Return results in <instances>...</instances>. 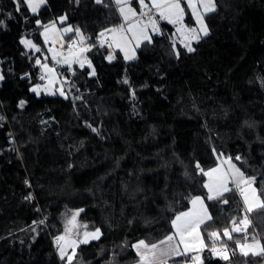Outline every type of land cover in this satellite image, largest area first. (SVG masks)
<instances>
[{"label": "trees", "instance_id": "1", "mask_svg": "<svg viewBox=\"0 0 264 264\" xmlns=\"http://www.w3.org/2000/svg\"><path fill=\"white\" fill-rule=\"evenodd\" d=\"M215 1L210 33L193 52L175 45V27L164 22L129 61L119 50L109 59L100 39L122 22L113 0H47L37 13L24 0H0V264H67L55 238L69 211L87 226L80 233L102 230L72 264H137L133 245L172 235V220L197 196L212 214L202 226L203 264H264L237 246L245 235L264 244V207L246 213L234 186L208 200L200 171L231 158L264 199V0ZM61 16L90 38L95 75L76 66L66 95L39 96L42 31ZM244 215L247 234L224 237ZM212 231L221 234L215 244ZM223 246L227 260L210 251ZM183 262L191 260H174Z\"/></svg>", "mask_w": 264, "mask_h": 264}, {"label": "snow or ice", "instance_id": "2", "mask_svg": "<svg viewBox=\"0 0 264 264\" xmlns=\"http://www.w3.org/2000/svg\"><path fill=\"white\" fill-rule=\"evenodd\" d=\"M24 2L26 3L27 7L30 8L31 12L37 13L40 6L44 5L47 0H24ZM95 2L97 4H101L103 3V0H95ZM137 3L142 9L139 15L147 16L148 23L151 24L152 32H159L156 21L152 16L149 15V13L153 9H155L159 14L160 19L167 20L171 24H180L181 27L177 28V31L181 32V34L184 35L185 26L183 25V19L185 10L181 5V0H149L148 3H145V0H137ZM115 4L117 6H120L119 12L123 16L127 27H125V25H119L116 28L106 29L105 31L111 32L113 34L117 32L121 34L125 32L132 33V39L136 40V46L138 47L140 43V37L137 36L135 29L137 26H139L142 38L144 40L150 41L151 37L145 31V29L147 28L146 24L140 25L138 20L135 24L129 22L133 17H136L138 15L135 8L130 6L131 0H115ZM186 4L187 7L192 10V14L196 17L197 22L200 24V31H202L204 35H207L208 32L206 25H204L203 14H201V12L198 10L196 0H186ZM199 4L202 5L204 14L213 12L216 9L214 0H199ZM17 11H19V8H17ZM66 19V16H61L59 18L60 23H63ZM0 23H2V21H0ZM36 23L40 24V21L37 20ZM44 27L46 34L45 40H47L49 27L47 25H45ZM51 30L59 31L56 28L55 23L51 25ZM63 31L72 32L74 30L72 27H67L63 29ZM75 31L78 32L79 29H76ZM187 31L191 33L192 39H199V36L196 34L195 29H187ZM99 35L103 37L104 32H101ZM123 38L125 39V42H130L127 37ZM84 39L85 38L83 37V34H81V43H83ZM113 42L117 44V47H121L120 43L116 41L115 35L113 36ZM21 43L26 45L27 47L35 48L36 51H40V49L37 48L36 45H34L30 40H22ZM108 46L111 47V44H109ZM193 50L194 49H192L191 47H188V51L191 52ZM83 51H87V49H81V52ZM70 55H72V53H70ZM108 58L112 59L111 56H109ZM133 58L134 54L133 56H129L127 53H125V59ZM52 59L56 60V53L53 54ZM56 62L60 63L59 60H56ZM71 62L72 61L68 58H65L64 60V63L66 64H70ZM76 62L79 63L81 67L84 66V63L79 58L76 59ZM37 63H40V61L38 60ZM42 67H44L47 72L53 73L54 75V69L49 68L47 64L42 65ZM41 79H44V77H41ZM32 90L34 92L37 91V89L35 88ZM60 94L64 95L63 92H61ZM21 106H23V102H21ZM235 159L240 160L241 158L237 156ZM230 161L231 158H229V166L232 169L231 182L235 185V188L239 190L240 195L243 198L246 213L252 212L254 206L264 207V199L261 198L260 192L254 186L256 183V177L246 176L245 173L241 171V169L237 168L234 164H231ZM197 168H199V165H197ZM200 171L203 175L209 177V183L204 185V187L208 190V200L219 199L224 196V193L232 191V189L227 186L229 183V177L227 176V174H221L215 177L213 176V173H217L220 171L218 168L210 169L207 172H205L203 169H200ZM261 187L264 188V181H262ZM191 203L194 208L199 204V211L184 212L177 215L171 222L173 228L175 229V232L172 235H167L165 239L161 240L159 243L149 244L144 240H140L138 243L133 245V247L136 249L137 255L139 256L138 264H165L166 258L179 256H187L188 259L191 260L192 264H203L198 253L201 249L207 247V245L204 244V240L199 229L201 225H204L206 224V222L211 221L212 216L209 214L207 207L204 204V200L201 197H195L191 201ZM223 203H228L227 199H224ZM78 215L79 211L74 213L69 219L68 227L66 228L67 232H71L73 228L77 227L76 219ZM41 223H43V221H41ZM250 224L251 221L248 219V215H244L240 219L239 224H237L236 221L232 222L233 226L231 231L229 229H224L223 236L231 240L233 239L232 232L247 234V229ZM82 227L87 228L86 225H83ZM100 234L101 233L99 229H95V231L93 232L85 231L83 233V238L79 242L87 244L90 239H99ZM77 235H79V233H77ZM186 237H193V239L189 241L188 239H186ZM208 237L213 242V244H215L221 239V234L217 231H212L208 233ZM245 240H247V235H245ZM62 241L64 242L63 244L61 243ZM56 243L60 245V258H67V264H72L73 258L76 255L75 249L78 246L77 241L66 240L65 236H58L56 238ZM161 245H164V247H162ZM181 245L183 246L182 248ZM237 246L239 247L243 255H248L249 252H251L253 255H264V244H262L261 241L256 239L255 237H253L251 243L240 244L239 241H237ZM66 248L72 249L71 254L66 251ZM210 251L213 254L219 255L224 260L229 259L227 246H223L219 249L216 247H212ZM193 252L197 254L189 255Z\"/></svg>", "mask_w": 264, "mask_h": 264}, {"label": "rangeland", "instance_id": "3", "mask_svg": "<svg viewBox=\"0 0 264 264\" xmlns=\"http://www.w3.org/2000/svg\"><path fill=\"white\" fill-rule=\"evenodd\" d=\"M113 2L115 4V0H113ZM148 2H149V0H145V3H148ZM214 2H215V5H216V8H217L216 1L214 0ZM196 3H197L198 10L201 12V14H203L204 25H206L207 32L209 34L210 33V27H209L208 22H207V16L210 13H212V12L204 14L203 13V7H202V5L199 4V0H196ZM181 5H182V7H184V10H185V15H184V19H183V25L185 26V33H184V35H182L181 32H178L177 31V28H180L181 27L180 24H171L170 23L171 25H173L175 27V31H174V35H173V41H174L175 45L181 44L187 50H188V47H191L192 49L195 50V43L198 42L199 40L203 39L208 34L207 35H204L203 32L200 31V27L201 26L197 22L196 17L192 14V10L189 7H187L186 0H181ZM42 6L43 5L40 6L38 12L42 8ZM130 6L133 7V8H135V10H136V12L138 14L136 17H133L131 19V21H129L130 23L135 24L136 21L138 20L140 25H145L146 24L147 25V28L145 29V31L151 37V40L154 39V37L163 34V26H162V24L164 22H168V21L167 20L160 19L159 14H158V12H156L155 9H153L149 13V15L152 16L153 19L156 21V23L158 25V28H159V32L158 33L151 31V24L148 23L147 16H141V15H139L141 13L142 9L140 8L139 4L137 3V0H131ZM116 7L119 10V7L120 6H117L116 5ZM120 16H121V19H122L121 20L122 22H121L120 25H125V27H127V24L125 23V21L123 19V16L121 14H120ZM114 28H116V27H114ZM187 29H195L196 30V34L199 36V39L198 40L192 39L191 38V33L188 32ZM135 31H136L137 36L140 37V43H139V46L138 47L136 46V40L135 39H132V33L125 32V33L121 34V33L117 32V33L113 34L111 32H108V35H109V37H110V39H111V41L113 43V47H114L115 50H120L124 57H125V53H127L129 56H133V54H134V58L133 59H127L129 61L135 60L137 58V55H138V49L142 46L143 43L148 42V40H144L142 38V35L140 33V27L139 26L136 27ZM66 33H71V32H65V34ZM114 35H115L116 41H118L120 43L121 47H117V44L113 42V36ZM123 37H127V39L130 42H125V39ZM100 39H101V36H100ZM104 39H105V37H104ZM106 39L109 40L108 38H106ZM24 40H30V41H32V43L34 45H36V43H35V41L33 39L24 38ZM88 40L90 41V38H88ZM111 41L109 40V44H111V47L108 46L109 44H105L103 42H102V44L105 45V46H107V47H109L110 49H112V43H111ZM186 45H187V47H186ZM48 46H49L48 47L49 50H48V52H46L47 53L46 55L47 56H53V54H54L53 53V50H52L53 47L51 46V44H49ZM27 48L28 49H31L30 47H27ZM193 51H191V52H193ZM81 53L82 52H81L80 49L74 50V52L72 54V57L74 58L75 54H77L79 56V55H81ZM111 57H112V55H111ZM69 58L71 59L70 56H69ZM51 59H52V57H51ZM56 60H59L61 63H64L65 58H63L61 60L58 59V58H56ZM56 60H52V61L49 60V62L44 63V64H47L49 68L54 69V75H53V73L47 72L44 67H41V69L43 70V72H46V74L48 76H46L47 77L46 79H43V82L37 83L32 88V89H34V88L37 89V91H35V93L38 94L39 96H41L43 94H45V95H51V96L61 95L60 94L61 92H63L64 95H66V90H68L69 88H71V85H70L71 78H70V76L65 79L62 76V74L60 75V71L61 72L64 71L63 67L62 66H59V68H57V69L54 67V63L56 62ZM84 65H86V64H84ZM62 73H64V72H62ZM71 74H73V73H71ZM3 79H4V77H3V75H2V73L0 71V82H2ZM230 162H231V164H234L237 168L240 169V167L238 166V164L235 161L231 160ZM214 168H218L220 170L217 173H213V176L214 177L217 176V175H221V174H227V176L229 177V183H228L227 186L229 188H231L232 186L235 187V185L231 182V172H232V169L229 166V159H227V158L221 159L220 163L216 167H214ZM214 168H212V169H214ZM207 183H209V177L208 176H207ZM254 186L258 190V187H257L256 183H255ZM258 208H260V207H255L254 206L253 207V210H256ZM76 212H78V211H73V212L72 211L71 212L69 211V212H66V214L64 216V228H65V234H64V236H65L66 240H76L77 243H78V246H79L81 244H85V243H80L79 242L83 238V233L85 232L84 231V232L80 233V231H81L80 229L82 227V224L80 223V219H79L80 214L77 216V219H76L77 227L76 228H73V230L71 232H67L66 231V228L68 227V221H69V219ZM248 229H249V227H248ZM99 230H100V233H101L100 236H99V239H100L101 236H102V230L101 229H99ZM93 231H95V229L94 230H87V232H93ZM77 233H79V235H77ZM237 233H239V232H237ZM250 236L251 235H247V240H245V238H241V239L239 238L240 239L239 240L240 241V244L251 243L253 238H251ZM96 240H98V239H94V240L93 239H90L88 243H90L92 241H96ZM258 240H260V239H258ZM61 243L63 244L64 242L62 241ZM78 246L75 249V253H76V250H77ZM66 251L69 254H71L72 249L71 248H66ZM58 252L60 254V245H58ZM249 253H251V252H249ZM167 264H178V263H167ZM181 264H192V262H183Z\"/></svg>", "mask_w": 264, "mask_h": 264}, {"label": "crops", "instance_id": "4", "mask_svg": "<svg viewBox=\"0 0 264 264\" xmlns=\"http://www.w3.org/2000/svg\"><path fill=\"white\" fill-rule=\"evenodd\" d=\"M66 22H67V19L63 23L55 22L56 28L59 31H53V30H51V25L53 23L47 25L49 27V31L47 33V37H48L47 40H45V35H46L45 34V27L43 28L42 36H43V40H44V44H45V49H44V58L42 60H39L40 61L39 66L42 67V65L44 63L49 62V60H51V61L53 60V59H51V57H53V56H47L46 55L47 54L46 52H48V50H49L48 49V47H49L48 45L51 44V46L53 47V49H52L53 50V53H56V58H58V59L61 60L63 58L70 59L69 56L71 57L70 60L72 62L70 64L61 63V62L60 63H57V62L54 63V67L56 69L59 68V66H62L63 67L64 71H62V72H64L65 74L62 73L59 69L58 70L60 71V75L62 74V76L65 79L68 78V75H70L71 73H74L75 72V67L76 66H80V64L76 62V59L77 58H79L84 64H86L90 68V70H91V76H94L95 75V70L93 68V65H92L90 59L86 55V52L87 51H83L81 53V55H79V56L77 54H75L74 58L72 57V55H70V53L73 54L74 50H78V49L81 50V49H84V48L88 49L89 48V45H90V41L88 40V38L86 36H83L85 39H84L83 43H81V33L79 31L78 32L75 31L76 29H74L72 26L65 25ZM67 27H72L74 31H72L71 33H66L65 34V32L63 31V29H65ZM104 37L105 38H108L111 41V39H110V37L108 35V32H106L104 34ZM73 42H75V43H73ZM111 43H112V41H111ZM36 47L41 50L40 46H38L37 44H36ZM31 49H34L36 51L35 48H31ZM112 50H113L112 57L114 58V52L117 51V50L114 49L113 43H112ZM36 52H38V51H36ZM41 73H42V77H44V79H46L47 78L46 76H48L46 74V72H43V70L41 69ZM199 197H201L204 200V204L207 207V210H208L209 214L212 216L211 211L209 210V207H208V204H207L205 198L202 197V196H199ZM199 209H200L199 204L194 208L193 205H192V203H191L190 209L187 210V211H185V212H198ZM202 226L203 225H201L199 231H200V233H201V235L203 237L204 244L206 245V240H205V237H204V234H203ZM174 232H175V229H174ZM186 239H188L189 241H191L193 239V237H186ZM161 246L164 247V245H161ZM182 247L183 246L181 245V248ZM204 249L205 248L201 249L199 251V253H198V255L200 256V259H201V252ZM196 254L197 253L193 252V253H190L189 255H196ZM182 257H186V256L166 258L165 264H167V263H174V260L175 259L182 258Z\"/></svg>", "mask_w": 264, "mask_h": 264}, {"label": "built area", "instance_id": "5", "mask_svg": "<svg viewBox=\"0 0 264 264\" xmlns=\"http://www.w3.org/2000/svg\"><path fill=\"white\" fill-rule=\"evenodd\" d=\"M101 42L105 43V44H109V40H107L106 38L104 39V37H101ZM55 242H56V238H55ZM57 244V243H56ZM58 245V244H57Z\"/></svg>", "mask_w": 264, "mask_h": 264}]
</instances>
